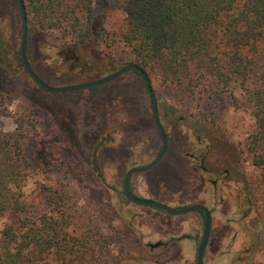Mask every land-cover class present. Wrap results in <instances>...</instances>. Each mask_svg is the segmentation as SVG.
I'll use <instances>...</instances> for the list:
<instances>
[{
    "label": "trees",
    "instance_id": "16d2710c",
    "mask_svg": "<svg viewBox=\"0 0 264 264\" xmlns=\"http://www.w3.org/2000/svg\"><path fill=\"white\" fill-rule=\"evenodd\" d=\"M22 1L28 24L27 52L32 34H55L57 57L72 61L73 69L82 65L81 48L105 52L118 65L122 60L117 53L124 54V66L140 67L155 95L153 79L161 90L174 95L184 111H197L202 120L215 122L223 106H244L254 130L241 152L251 156L255 171L248 186L257 208L264 211V0H125V27L119 32L106 29L112 0ZM11 2L10 11L6 4L1 7V13L15 21L11 39L0 27V119L12 116L15 128L0 130V220L14 215L18 222L5 223L0 229V264L98 263L106 240L89 225L76 229L70 215L73 197L66 190L41 185L54 214L19 217L26 210L28 179L52 172L47 162L52 155L58 158L69 146L83 144L84 156L95 160L102 152L103 137L93 128L83 130L81 123L78 135L69 136L49 113L41 119L32 117L33 110L43 109L31 90L49 93L23 67L20 11L17 1ZM29 56L30 52V63ZM14 100L25 106L18 116L10 113Z\"/></svg>",
    "mask_w": 264,
    "mask_h": 264
},
{
    "label": "rangeland",
    "instance_id": "374dc122",
    "mask_svg": "<svg viewBox=\"0 0 264 264\" xmlns=\"http://www.w3.org/2000/svg\"><path fill=\"white\" fill-rule=\"evenodd\" d=\"M11 1L0 0V15H3L0 27L10 39L15 20L10 21L6 12L1 13V7L6 4L10 11L14 4ZM124 4L125 0H118L117 4L112 0L106 29L118 32L124 29ZM57 43L55 34H32L30 49L28 52L26 49L35 71L51 86L97 80L124 66V54L117 53L116 57L122 60L118 65L105 52L101 55L93 48H81L78 53L82 65L73 69L72 61L57 57ZM22 85L30 90L27 84ZM152 86L156 91L160 121L168 137V151L155 168L133 175L134 191L143 195L157 194L160 199L156 201L175 206L200 203L212 210V237L205 264H264V211L257 208L256 198L248 186L250 175L255 171L251 156L241 152L245 139L254 130L250 112L244 106L238 109L223 106L215 122L202 120L199 112L184 111L176 104L174 95L161 90L154 79ZM31 93L43 109V112L33 110L32 117L41 119L49 113L59 129L72 137L78 135L80 123L83 130L93 128L103 137L102 152L91 160L83 154L87 148L79 144L62 150L58 158L52 155L47 161L52 172L46 177L28 179L24 197L26 210L19 217L37 219L43 213L54 214L53 204L44 199L41 185L64 189L73 197L70 215L76 229L89 225L98 237L106 240L105 253L98 263L90 264H194L192 256L196 245L192 241H181L173 247L172 262L151 263L143 259L146 249L138 227L141 225L153 236L167 232L166 236L188 234L198 238L202 223L196 212L175 216L139 206L141 211L149 212H144L138 223L132 219L139 217V209L114 193L121 191L124 175L131 167L152 161L161 148L141 78L129 72L106 84L76 92L40 94L31 90ZM24 108L22 102L14 100L10 113L18 116ZM14 128L12 116L0 119V130L11 132ZM205 149L209 156L204 167L212 174L203 173L197 163L191 164L190 154L202 153ZM216 171L220 172L215 174ZM224 171L231 174V179H224ZM213 182L217 183L216 187ZM13 221L17 223L18 217L2 218L0 229ZM128 222H134L136 233L125 228Z\"/></svg>",
    "mask_w": 264,
    "mask_h": 264
},
{
    "label": "water",
    "instance_id": "95a60500",
    "mask_svg": "<svg viewBox=\"0 0 264 264\" xmlns=\"http://www.w3.org/2000/svg\"><path fill=\"white\" fill-rule=\"evenodd\" d=\"M16 1L18 4V7H19L21 24H22V39H21V48H20L21 61H22L23 67H24L27 75L43 90L48 91L50 93L76 92L79 90H83V89L92 88V87H96V86L106 84L108 82H111V81L119 78L120 76H122L126 73H129V72L137 73L140 76V78L142 79V81L145 85L146 91H147V95H148V99H149V103H150V107H151L152 117H153L156 129L160 135L162 147H161V150L158 153V155L155 157V159L151 163H149L146 166L135 167V168H132V169L127 171V173L124 177V183H123L125 195L131 201H133V202H135L141 206L161 209V210L166 211L167 213L172 214V215H182V214H187V213L194 212V211H202L204 213L205 223H204L203 235H202L200 244H199L198 249H197L196 263L197 264H203V255H204V252H205L208 240H209L211 221H212L210 211L206 207H204L202 205H193V206L188 207V208L175 210V209H173L167 205H164V204L157 202V201H154V200H146V199L138 200V199H135L129 192L128 183H129V179H130L131 175H133L135 173L145 172V171H148V170L154 168L163 159V157L165 156L167 149H168V138H167L166 132L162 126V123H161L160 117H159L158 101H157L156 95H155V93L151 87L149 78L147 77L145 72L140 67H138L136 65H125V66H122L121 68H119L118 70H116L115 72L107 75L106 77H103V78H100L97 80H93V81H89L86 83L69 85V86H58V87L51 86V85L45 83L33 71V69L31 68V65L27 59L26 49H27V39H28V24H27V19H26V12H25V7L23 4V1L22 0H16Z\"/></svg>",
    "mask_w": 264,
    "mask_h": 264
},
{
    "label": "flooded vegetation",
    "instance_id": "af4514ba",
    "mask_svg": "<svg viewBox=\"0 0 264 264\" xmlns=\"http://www.w3.org/2000/svg\"><path fill=\"white\" fill-rule=\"evenodd\" d=\"M32 68V67H31ZM41 88V87H40ZM93 88V87H92ZM42 89V88H41ZM48 92V91H47ZM50 93V92H49ZM152 115V113H151ZM153 119V117H152ZM153 123H154V120H153ZM155 125V124H154ZM156 127V126H155ZM157 130V129H156ZM159 134V133H158ZM160 137V135H159ZM168 138V137H167ZM161 140V138H160ZM161 147H162V142H161ZM161 150V148H160ZM159 150V152H160ZM168 151V149H167ZM158 152V153H159ZM202 153L198 152V151H193L191 154H190V160H191V164H195L197 163L199 165L198 169H200L203 173L205 174H212L211 172H209L208 169H206L204 167V163L206 161V159L208 158L209 156V153L208 151L205 149L204 151H201ZM167 153V152H166ZM158 155V154H157ZM156 155V156H157ZM166 155V154H165ZM155 159V158H154ZM153 159V160H154ZM152 160V161H153ZM152 161L144 164V165H140V166H133L131 167L130 169L132 168H135V167H143V166H146L148 165L149 163H151ZM161 162V161H160ZM159 162V163H160ZM158 163V164H159ZM157 164V165H158ZM156 165V166H157ZM155 166V167H156ZM154 167V168H155ZM129 169V170H130ZM153 169V168H152ZM150 169V170H152ZM148 170V171H150ZM148 171H145V172H140L141 174L143 173H146ZM218 172L220 171H216L215 174H217ZM127 173V172H126ZM125 173V175H126ZM135 174H138V173H135ZM133 174V175H135ZM222 174V172H221ZM124 175V177H125ZM133 175H131L130 179H129V183H128V188H129V192L130 194L135 198V199H138V200H143V199H146V200H154L156 201L155 199L156 198H159L160 197L157 195V194H152L151 192H147L146 195H143L141 193H136L133 189V186H132V177ZM224 179L227 181L228 179H231V174H229L228 171H224L223 175ZM124 178H123V181H122V189L120 192L118 191H114L115 195H118V196H122V198H124L126 201H128L131 205H133L134 207H139L141 205L131 201L126 195H125V192H124ZM213 185H217L216 182H213ZM176 195L173 194V198H176L175 197ZM173 200V199H172ZM163 201V200H162ZM160 202V201H157V202H160L164 205H167L175 210H180V209H184V208H188L189 206H193V205H202L204 207H206L209 211H210V214H211V219L213 220V216H212V210L210 208H208L207 206H205L204 204H200V203H195V204H192V205H184V206H175V205H172L168 202ZM167 203V204H166ZM142 207H145V208H151V209H156L158 211H160L162 214H169L167 213L166 211H163L161 209H157V208H152V207H146V206H142ZM138 212L140 213L139 217L137 216H134L133 217V221H136L138 220V223H140V216L144 215V212H149V211H144L140 208H138ZM196 212V215L199 217V219L201 220V223H202V230H201V233H200V236L197 238V237H194V235H188V234H183V235H180V236H176V234H172V236H166L167 232H162V233H159L157 234L156 236H153L152 234H149L147 231H145L142 226L140 225L139 228V231H138V235L139 237L142 239V242H144V248L146 249V254L143 256L145 260L151 262V263H167V262H172V259L171 258V251L173 250V247H176L177 243L181 242V241H192L195 245H196V248H195V252H194V255L192 256L193 258V261H194V264H197L196 263V255H197V249H198V246L200 244V241H201V238H202V235H203V230H204V223H205V217H204V213L202 211H194ZM194 212H190V213H194ZM157 214V213H156ZM189 214V213H188ZM187 214V215H188ZM169 215H172V214H169ZM184 215V214H182ZM175 216H178V215H175ZM136 226V225H135ZM135 226H134V222L131 223V222H128V223H125V228H127V230H129L131 233L132 232H135L134 229H135ZM136 233V232H135ZM211 237H212V221H211V229H210V235H209V240H208V243H207V246H206V249H205V252H204V255H203V264H205L204 262V259H205V255H206V250L208 249L209 247V244L211 242ZM170 254V255H169ZM187 260V259H186ZM185 261V260H184ZM183 261V262H184Z\"/></svg>",
    "mask_w": 264,
    "mask_h": 264
}]
</instances>
